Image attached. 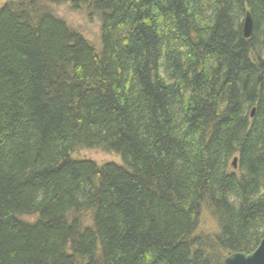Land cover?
I'll return each instance as SVG.
<instances>
[{"label":"trees","instance_id":"16d2710c","mask_svg":"<svg viewBox=\"0 0 264 264\" xmlns=\"http://www.w3.org/2000/svg\"><path fill=\"white\" fill-rule=\"evenodd\" d=\"M263 237L264 0L0 8L1 264H223Z\"/></svg>","mask_w":264,"mask_h":264},{"label":"rangeland","instance_id":"374dc122","mask_svg":"<svg viewBox=\"0 0 264 264\" xmlns=\"http://www.w3.org/2000/svg\"><path fill=\"white\" fill-rule=\"evenodd\" d=\"M20 0H0V8L10 2ZM51 10L63 21H65L74 31L80 32L83 37L91 42L92 45L98 50L101 47V30L98 20H88V16L84 10L74 12L69 9L68 5H55L49 6ZM73 158L76 160H90L99 165L106 164H122L120 157L114 154L105 153L100 150H78L73 153ZM217 231L216 222L210 214H204L198 233L207 234Z\"/></svg>","mask_w":264,"mask_h":264},{"label":"water","instance_id":"95a60500","mask_svg":"<svg viewBox=\"0 0 264 264\" xmlns=\"http://www.w3.org/2000/svg\"><path fill=\"white\" fill-rule=\"evenodd\" d=\"M243 35L245 38H251L253 31L252 19L249 13H247L244 19ZM252 116L255 112L252 111ZM238 159H234L233 167L236 169ZM1 264V263H0ZM223 264H264V237L259 243V246L250 254L234 253L226 257Z\"/></svg>","mask_w":264,"mask_h":264}]
</instances>
